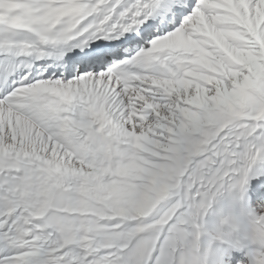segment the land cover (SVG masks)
Segmentation results:
<instances>
[{"label": "snow or ice", "instance_id": "1", "mask_svg": "<svg viewBox=\"0 0 264 264\" xmlns=\"http://www.w3.org/2000/svg\"><path fill=\"white\" fill-rule=\"evenodd\" d=\"M0 264H264V0H0Z\"/></svg>", "mask_w": 264, "mask_h": 264}]
</instances>
